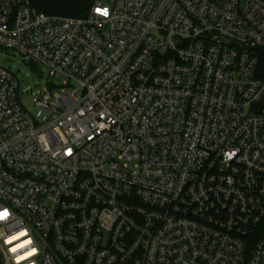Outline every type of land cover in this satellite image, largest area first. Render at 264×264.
<instances>
[{"label":"built area","instance_id":"obj_1","mask_svg":"<svg viewBox=\"0 0 264 264\" xmlns=\"http://www.w3.org/2000/svg\"><path fill=\"white\" fill-rule=\"evenodd\" d=\"M0 49L65 79L0 65L1 264H264V0H0Z\"/></svg>","mask_w":264,"mask_h":264},{"label":"rangeland","instance_id":"obj_2","mask_svg":"<svg viewBox=\"0 0 264 264\" xmlns=\"http://www.w3.org/2000/svg\"><path fill=\"white\" fill-rule=\"evenodd\" d=\"M97 1L102 5L110 4V0ZM29 62L28 58L14 51L0 49V65L15 75L19 82L20 92L23 93L26 102H31L34 97L39 96L45 87H50L53 91L55 86L58 89L56 92H58L65 79L63 77L56 80L50 78L48 70L43 66H40L42 75L35 73L29 67ZM28 108L32 112H36L32 107L28 106Z\"/></svg>","mask_w":264,"mask_h":264},{"label":"trees","instance_id":"obj_3","mask_svg":"<svg viewBox=\"0 0 264 264\" xmlns=\"http://www.w3.org/2000/svg\"><path fill=\"white\" fill-rule=\"evenodd\" d=\"M31 6L48 16L58 18L86 17L97 0H28ZM1 264V263H0Z\"/></svg>","mask_w":264,"mask_h":264},{"label":"water","instance_id":"obj_4","mask_svg":"<svg viewBox=\"0 0 264 264\" xmlns=\"http://www.w3.org/2000/svg\"><path fill=\"white\" fill-rule=\"evenodd\" d=\"M29 67H30V68L32 69V71H34L35 73L40 74L39 69H38V65H37L35 62L30 61V62H29ZM0 260H1V257H0Z\"/></svg>","mask_w":264,"mask_h":264}]
</instances>
